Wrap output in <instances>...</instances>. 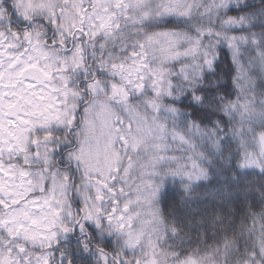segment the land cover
Listing matches in <instances>:
<instances>
[{"label":"snow or ice","instance_id":"1","mask_svg":"<svg viewBox=\"0 0 264 264\" xmlns=\"http://www.w3.org/2000/svg\"><path fill=\"white\" fill-rule=\"evenodd\" d=\"M0 264H264V0H0Z\"/></svg>","mask_w":264,"mask_h":264}]
</instances>
